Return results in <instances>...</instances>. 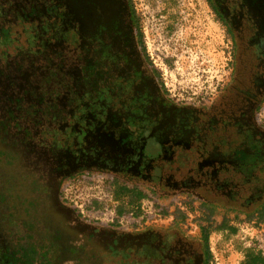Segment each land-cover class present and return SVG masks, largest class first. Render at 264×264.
Here are the masks:
<instances>
[{
    "label": "flooded vegetation",
    "instance_id": "af4514ba",
    "mask_svg": "<svg viewBox=\"0 0 264 264\" xmlns=\"http://www.w3.org/2000/svg\"><path fill=\"white\" fill-rule=\"evenodd\" d=\"M62 1L69 14L72 0ZM82 1L91 27L72 21L74 29L83 28L80 56L70 54L61 68L50 65L35 83V68L56 54L50 49L39 57L25 77L31 100L0 90V253L6 248L21 256L44 253L46 264H123L127 258L129 264H206L204 229L198 237L175 223L122 233L80 221L58 191L71 173L96 169L154 191L193 192L200 205L212 209L248 212L264 205V120L257 118L264 107V1L238 0L253 24L245 36L235 33V13L224 15L233 35L230 77L209 104L196 107L165 97L133 6L132 26L124 0ZM20 67L0 63L4 87L19 88ZM112 102L119 114L120 107L130 108V118L125 115L128 120L114 131L127 135L128 153L85 141L101 119H72L73 107L92 111ZM28 107L50 109L33 119Z\"/></svg>",
    "mask_w": 264,
    "mask_h": 264
},
{
    "label": "rangeland",
    "instance_id": "374dc122",
    "mask_svg": "<svg viewBox=\"0 0 264 264\" xmlns=\"http://www.w3.org/2000/svg\"><path fill=\"white\" fill-rule=\"evenodd\" d=\"M130 2L138 18L143 49L165 97L191 107L209 104L231 72L233 35L228 31L224 15L233 11L235 33L245 36L253 25L246 21L250 15L246 7L239 5L238 0ZM25 8L23 0H0V22L10 26L8 40L0 35V63L9 62L13 69L15 64L16 68L20 65L21 71L23 69L20 74L23 80L16 90L3 86L1 78L5 77L0 73V90L14 91L31 100L25 89L24 83L28 80L25 77L35 68L34 62L54 47V43H48L53 37L41 29L42 25L53 31V26H58L59 22L46 25V18L39 12L30 14L28 20L22 19L20 14H24ZM12 37L15 40L12 41ZM45 73V69L36 67L34 82L38 83ZM118 108L113 102L110 107H92V111L73 107L72 119L81 117L88 123L101 119L100 126L86 135L85 141L90 139L96 147L113 151L123 148L128 153L127 135L124 132L116 135L114 131L120 120H128L125 115L130 118V108L120 107V114ZM257 118L264 120V107H260ZM103 125L108 128L103 129ZM66 128L64 123L59 129ZM60 189L62 199L93 225L113 224L122 233H134L175 223L196 237L201 229L205 230L207 264H244L253 257L264 259V205L248 212L221 207L212 209L200 205L193 192L154 191L142 183L135 185L122 181L115 173L96 169L71 173L62 180ZM129 260L127 258L123 264H129ZM109 264L114 262L109 261Z\"/></svg>",
    "mask_w": 264,
    "mask_h": 264
},
{
    "label": "trees",
    "instance_id": "16d2710c",
    "mask_svg": "<svg viewBox=\"0 0 264 264\" xmlns=\"http://www.w3.org/2000/svg\"><path fill=\"white\" fill-rule=\"evenodd\" d=\"M23 3L26 8L23 10L24 14L23 15L20 14V17L22 19L28 20L31 17L30 14L36 15L37 12H39V14H41L42 17H44V19L46 18L45 19L46 25L59 22L58 26H53V31H50L49 27L42 25L41 29L44 30V32L48 31L47 35L50 37L51 36L53 37V40L50 39L48 43H54V47H51V52L56 55H53L54 58L48 57L47 64H42L41 65L42 68L40 69H45L49 72L48 68L50 65L56 64L57 67L59 68H61L59 63H62V65L63 64L65 65V63L68 62L66 58L70 54L76 56V54L79 53V56H80L82 52L81 51L82 46H79L78 33L81 35L80 31H83V28L79 26L80 29L79 28H77L78 30L74 29L72 27V21L76 20L82 26L83 24H85V21H87L85 18L87 15L84 14L82 0H72L73 10L69 12V14L64 13L66 11V3H64L62 0H23ZM124 4L126 7V12H125V16L127 19L126 22L132 25L134 23L132 20V17H133L132 4L130 0H124ZM35 18L34 20H36ZM4 27L6 30V40H8L7 35L9 34L10 26L9 25L2 26V28ZM36 27L37 25L34 23V28ZM90 27H91V23L89 24L88 28ZM84 28L88 29L87 24L84 25ZM32 36L34 35H31L30 37ZM11 39L12 41L15 40L13 37ZM57 45L60 48H57L56 47ZM40 62H44L43 59ZM50 72L53 73V71H50ZM85 84H84V88H86ZM75 93L76 95H78L80 92L76 91ZM28 108L30 109L31 114L33 115V119H37V117H34V115L37 114L38 112H44V111L48 112L50 109L49 107H28ZM33 119L31 118V120ZM61 192L62 190L59 188L58 196L60 198V201L65 206L69 207V209L75 213V215L80 221L90 224V222L81 214V212L78 209H76L72 205H69L65 200L62 199ZM95 224L99 225V223H95ZM100 225L116 229V227L113 224H101L100 223ZM203 242L204 243L207 242V235H205ZM13 249L18 250V248H15V247H13ZM7 250L8 249L6 248L4 251H1L0 264H34L35 261L29 260V259H34L35 257L36 258L39 257L40 259V261L38 262L39 264H46L48 262L44 259L46 258V255L44 253L35 255V256L33 255L26 256V253H24L21 256L20 254L16 255L15 253L9 254ZM57 262L59 264L61 263L60 261H57ZM62 264H66V262L62 261ZM206 264H207V256H206ZM244 264H264V259L261 257H253L252 259H250Z\"/></svg>",
    "mask_w": 264,
    "mask_h": 264
}]
</instances>
